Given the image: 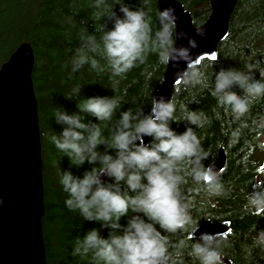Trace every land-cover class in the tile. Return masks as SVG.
Wrapping results in <instances>:
<instances>
[{"label": "clouds", "instance_id": "9594fccd", "mask_svg": "<svg viewBox=\"0 0 264 264\" xmlns=\"http://www.w3.org/2000/svg\"><path fill=\"white\" fill-rule=\"evenodd\" d=\"M114 5H119L122 15L113 11ZM93 7L99 10L96 17L104 20L102 34L97 41L86 29L79 33L80 46L71 60L73 73L85 64L103 71L93 58L100 56L111 69L112 77H122L143 64L147 53L155 52L159 65L172 67L174 80L210 89L217 107L236 118L248 112L252 100L264 98V69L251 64L239 69L220 68L214 80L208 81L200 70V54L194 52L200 45L180 28V17L171 4L158 11L155 30L143 6L132 9L124 0H115L110 6L107 0H95ZM108 7L111 11L106 13ZM108 21L112 22L111 28L107 27ZM196 35L207 39L208 31L201 28ZM235 88L241 89L243 94H238ZM111 89L115 91L114 87ZM80 92V87L73 89V95ZM66 99L71 100L72 96ZM121 103L115 95L93 96L84 98L77 108L99 122H111ZM148 104V112L143 106L135 111H121L109 139L103 138L99 124L85 123L80 114H69L60 108L55 112L56 123L63 126L59 135L51 136L55 147L76 167L85 162L102 165L84 171L82 177L68 170L61 171L59 180L68 195L66 207L78 211L84 221L99 224V228L78 234L72 246L71 255L88 259V264H175L169 241L162 233L188 232L193 222L190 204L181 187L185 182L182 173L188 172L209 195L223 191L215 164H204L208 157L196 131L208 123L207 116L184 106L185 131L178 134L170 126L171 122H176V106L171 98L151 95ZM144 137L151 138L147 144ZM99 145H104L107 151L98 152ZM109 150H114L115 155H110ZM246 201L250 209L264 210V186L254 185ZM122 218H126V223H121ZM102 229L108 230L107 238L101 234ZM81 230L82 226L78 225L77 231ZM197 231L193 228L188 233L187 240L194 241L190 245L180 240L176 255L183 256L187 247V255L198 264H224L222 249L228 246L225 234L205 230L197 237ZM248 239L251 243L242 246L245 252L264 251V228L253 224L245 236V240Z\"/></svg>", "mask_w": 264, "mask_h": 264}, {"label": "trees", "instance_id": "16d2710c", "mask_svg": "<svg viewBox=\"0 0 264 264\" xmlns=\"http://www.w3.org/2000/svg\"><path fill=\"white\" fill-rule=\"evenodd\" d=\"M179 1L191 11L196 26L204 23L211 12L212 0ZM114 2L107 0L109 6ZM124 2L132 9L143 6L155 30L159 11L157 0ZM94 3L95 0H0V67L25 41L32 45L35 55L32 76L43 158L45 213L42 223L47 264H88V259L71 255L72 246L78 234L83 235L93 227L99 228V224L84 221L78 211L66 207L68 195L59 180L61 171L68 170L82 177L84 171L102 165L85 162L76 167L65 153L55 147L51 136L59 135L63 130V126L55 121L56 110L60 108L69 114L77 113L85 123L99 124L103 138L109 139L121 111H135L141 106L145 112L150 110L149 98L160 87L166 68V65L157 63L155 52H149L143 64H138L122 77H112L111 69L100 56L93 58L97 59L103 71L93 70L90 64H85L73 73L71 60L80 46L79 33L86 29L96 36L97 41L102 34L104 20L96 17L95 13L99 10L93 7ZM110 11L111 7L105 9L106 13ZM113 11L122 15L119 5H114ZM107 27H112L111 21L107 22ZM244 64L264 69V0L238 1L229 33L219 45L217 59L204 60L200 70L212 82L220 68L239 69ZM255 75L257 79L260 78L258 72ZM76 87L81 88L79 95H73ZM113 87L115 91L111 89ZM233 90L243 94L239 88ZM70 95L72 99H66ZM114 95L122 103L118 105L111 122H99L77 108L84 98ZM172 102L176 106V122H171L170 126L178 134L185 131V122L182 121L184 106L207 116L208 123L196 129L208 157L204 160L205 165L215 160L221 147L227 155L226 165L218 176L223 186L219 195H209L202 184L190 178L188 172L182 173L185 182L181 187L190 204L193 222L188 226V232L162 233L169 241L175 264H198L187 255V247L183 256H177L176 252L180 240H185L188 245L194 242L187 240L188 233L206 218L231 222L232 230L225 235L228 246L222 249L224 264L264 262V251L254 249L245 252L242 247L251 243L250 239L245 240V236L253 224L264 228V210L250 209L246 201V195L254 185L264 186V98L252 100L248 112L236 118L217 107L210 89L182 82L176 87ZM97 150L100 153L107 151L104 145H99ZM109 154L115 155V151L109 150ZM102 179L108 180L107 177ZM121 223H126V218H122ZM78 225L82 226L80 233L77 231ZM101 234L107 238L108 230L102 229Z\"/></svg>", "mask_w": 264, "mask_h": 264}, {"label": "water", "instance_id": "95a60500", "mask_svg": "<svg viewBox=\"0 0 264 264\" xmlns=\"http://www.w3.org/2000/svg\"><path fill=\"white\" fill-rule=\"evenodd\" d=\"M238 1L212 0L211 12L199 26L194 24L191 11L179 0H157V4L159 10L170 4L175 7L180 28L200 45L194 52L200 54L198 61L201 64L204 60L217 59L219 45L229 33ZM201 28L207 29V39L196 35ZM34 62L33 47L25 41L0 67V264H47L42 223L45 213L43 158L32 76ZM180 67L185 65L182 63ZM181 83L173 79V69L166 65L154 95L163 94L172 100ZM149 139L144 137L146 144ZM226 161V152L221 147L212 162L218 174ZM195 229H198L197 237L205 230L227 235L232 225L229 220L207 218Z\"/></svg>", "mask_w": 264, "mask_h": 264}]
</instances>
